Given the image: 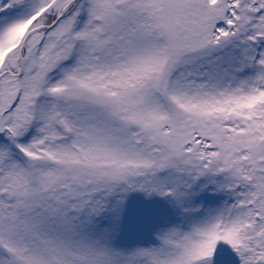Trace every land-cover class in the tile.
Wrapping results in <instances>:
<instances>
[{
	"label": "snow or ice",
	"instance_id": "6c2138e0",
	"mask_svg": "<svg viewBox=\"0 0 264 264\" xmlns=\"http://www.w3.org/2000/svg\"><path fill=\"white\" fill-rule=\"evenodd\" d=\"M0 264H264V0H0Z\"/></svg>",
	"mask_w": 264,
	"mask_h": 264
}]
</instances>
